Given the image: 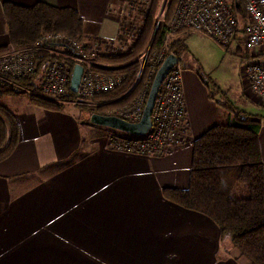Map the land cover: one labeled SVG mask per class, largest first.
<instances>
[{
    "label": "crops",
    "instance_id": "1",
    "mask_svg": "<svg viewBox=\"0 0 264 264\" xmlns=\"http://www.w3.org/2000/svg\"><path fill=\"white\" fill-rule=\"evenodd\" d=\"M5 1L76 9L85 21L79 41L90 52H114L128 29L122 0H0V46L10 43ZM233 44L241 50L240 40ZM180 64L187 129L180 145L162 153L117 149L93 129L83 135L64 110L41 108L29 97L13 101L21 108L8 107L18 142L0 161V264H251L211 218L163 196L165 187L188 188L194 141L229 117L209 97L199 66ZM243 88L263 111L253 114L261 120L264 162V104ZM53 184L62 185L65 214L52 198H37V187Z\"/></svg>",
    "mask_w": 264,
    "mask_h": 264
},
{
    "label": "trees",
    "instance_id": "2",
    "mask_svg": "<svg viewBox=\"0 0 264 264\" xmlns=\"http://www.w3.org/2000/svg\"><path fill=\"white\" fill-rule=\"evenodd\" d=\"M162 1L150 0L148 4H142L144 22L138 38L128 50L122 53H98L96 58L89 57L92 69L97 72L125 74L126 80L120 92L128 93L112 101L77 106L87 110L90 115H118L110 109L127 103L144 89L147 68L141 66L137 57L151 40L152 50L159 51L163 48L167 40L169 21L178 2L170 0L165 18L161 19L159 14ZM2 8L10 43L0 46V54L8 51L11 46L34 43L45 34H59L79 41L84 33L85 21L74 8L45 2L25 6L11 1L3 2ZM234 11L242 24L245 20L242 6L234 8ZM194 32L197 31L190 28L179 29L169 41L170 49L179 58V63L182 61L181 56L189 51L186 41ZM55 49L61 53L55 55L48 50L36 53V71L32 74L15 76L0 72V96L25 94L35 105L54 111L63 110L67 102H74L76 105L78 97L70 91V84L67 94L59 99L45 98L33 93L43 81L45 68L52 60L64 61L72 72L76 64L88 66V62L74 59L72 50L66 45H57ZM155 73L152 75L153 79ZM199 75L204 79L200 71ZM151 84L152 82L149 83L148 90ZM205 84L209 97L223 107L229 117L194 141L188 188L165 187L162 193L168 201L211 218L218 225L221 235L229 236L233 246L251 264H264V162L259 143L261 120L257 115L238 108L231 102L219 100L217 95L226 93L218 89L219 87L211 86L206 80ZM110 94L114 93L101 94L93 99L107 98ZM131 137L134 135L128 134V138ZM111 141L114 144L115 140ZM17 142L16 117L8 107L0 103V161L9 156ZM242 183L247 185L249 194L246 197H236L235 188Z\"/></svg>",
    "mask_w": 264,
    "mask_h": 264
},
{
    "label": "built area",
    "instance_id": "3",
    "mask_svg": "<svg viewBox=\"0 0 264 264\" xmlns=\"http://www.w3.org/2000/svg\"><path fill=\"white\" fill-rule=\"evenodd\" d=\"M129 1L136 4L134 6L129 4L132 8H141L142 4L150 2V0ZM240 5L244 10L245 18L242 24L234 11V8ZM126 6L122 2L119 11L123 19H129L124 14ZM173 28H190L201 32L224 47H229L236 40H240L249 54L248 57L253 58L244 67V80L264 104V61L256 59L254 55L258 51H264V0H178L169 21V29L173 30ZM170 33L172 31H168L167 37ZM58 43L69 47L74 59L88 62L76 92L78 97L76 103L109 93L125 83V74L111 75L93 70L89 61L91 52L80 41L70 40L59 34H45L34 43L12 46L8 51L1 53L0 72L15 76L32 74L36 71V53L55 48ZM169 54L175 53L170 49L168 39L163 48L156 52L153 61L150 62L151 58L147 60L154 73ZM140 58L142 61L144 57ZM182 71V65L175 64L162 82L152 112L151 129L137 138L134 136L115 139L114 146L117 149L155 154L181 144L187 129ZM71 75L72 71L64 61L52 60L47 64L43 81L34 93L45 97H63L68 92ZM144 106L145 104L123 118L132 122L140 120Z\"/></svg>",
    "mask_w": 264,
    "mask_h": 264
},
{
    "label": "rangeland",
    "instance_id": "4",
    "mask_svg": "<svg viewBox=\"0 0 264 264\" xmlns=\"http://www.w3.org/2000/svg\"><path fill=\"white\" fill-rule=\"evenodd\" d=\"M125 7L124 14L129 18L128 20L125 19V24H127L128 29L126 30V36L124 35V39H122L116 48H114L115 53H122L135 42V40L138 38L141 25L144 22V15L143 10L139 8H132L130 5H136L132 3V1L122 0ZM130 4V5H129ZM170 4V0H163L161 11L159 14V17L161 19L165 18V14L168 11V7ZM120 10V9H119ZM140 10V11H139ZM168 31H172L170 35L166 39L171 41L173 37L176 35V33L179 31V29H169ZM70 39V38H69ZM71 40V39H70ZM152 40L149 42V45L144 49L137 57V59H141L140 57H144L143 60L140 62L142 67L147 68V76L146 81L144 85V89H142L134 98H132L130 101L124 104H120L114 108H111L110 110L112 112L117 113L119 116H126L129 113H132L135 110H138L140 106L144 105L147 99L149 92L148 86L149 83L153 80V68H150L148 65V61L150 58V62L153 61V57L158 52L157 50H152L151 44ZM188 45V49L190 51L183 54L184 57L182 60L183 65L184 64H192L193 62L190 59V56H193L194 59V65L193 66H199L201 73L203 74L204 78L207 80V82L211 86L219 87L218 89H221V91H224L226 94L222 95L221 93L217 95V98L222 101H226L227 103L231 102V104L235 105L238 108L245 109L252 113L257 114H263V111H261L255 104H252L251 102H248V98L246 97L244 93L245 85L249 86L248 83L244 80V74L243 70L245 65L248 64V62L252 61V57H247L249 54L247 50L242 46L241 50L238 49L237 44H233L231 49L229 50L228 47L222 46L220 43H218L215 39L212 37H209L201 32H194L192 33L186 41ZM12 47V46H11ZM10 47V48H11ZM51 54H60V50H57L55 48H51L48 50ZM112 52V53H114ZM97 52H93V50L90 53L91 57H97ZM191 56V57H192ZM186 57V58H185ZM258 60L264 61V57H258ZM185 61V62H184ZM243 81V82H242ZM122 89V86L118 87L117 89L109 92L114 93L108 95L107 98H101L99 100H83L80 103H77L75 105L74 102H67L65 105V108L63 109L65 113H67L69 116L73 117L77 123H80L81 131L83 132V135H85L84 131H87L88 129H93L92 133H97L100 137H109L110 140L120 139V138H128V133L109 128L104 127L96 124H92L90 122V113L77 106L84 105V104H93V103H104L106 101H112L115 99H119L122 97V95L127 94L128 92L121 93L120 90ZM246 90H248L246 88ZM121 93L119 95V93ZM249 93L251 91L248 90ZM34 93V92H33ZM106 93V94H109ZM116 93V94H115ZM35 95L42 96L38 93H34ZM20 99H14L11 96L3 95L0 96V103L9 107L14 112H19V105L13 101H22L28 99L27 95H20ZM257 96V95H256ZM45 97V96H42ZM45 98H53V97H45ZM59 99V98H56ZM108 99V100H106ZM88 123V124H86ZM94 131V132H93ZM62 185L53 184L51 186V189L45 188V187H37L36 193L37 198H52V200L56 201L58 206V214H65V206L62 204L64 203L65 198L63 197L64 191L61 189ZM29 195V193H27ZM249 194V189L246 184L242 183L237 185L234 191V195L236 197H246Z\"/></svg>",
    "mask_w": 264,
    "mask_h": 264
},
{
    "label": "water",
    "instance_id": "5",
    "mask_svg": "<svg viewBox=\"0 0 264 264\" xmlns=\"http://www.w3.org/2000/svg\"><path fill=\"white\" fill-rule=\"evenodd\" d=\"M57 45L65 46L61 43H58ZM177 63H179V58L175 54H169L157 69L140 120L132 122L118 115L92 113L90 122L92 124L117 129L134 136H141L146 134L152 127V112L160 86L169 73L170 69ZM83 71V65H75L71 75L69 87L70 91H72L73 93H76L78 91Z\"/></svg>",
    "mask_w": 264,
    "mask_h": 264
}]
</instances>
